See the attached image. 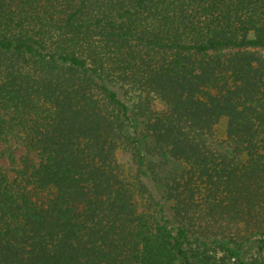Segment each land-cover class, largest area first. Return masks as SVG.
Wrapping results in <instances>:
<instances>
[{"label":"trees","instance_id":"trees-1","mask_svg":"<svg viewBox=\"0 0 264 264\" xmlns=\"http://www.w3.org/2000/svg\"><path fill=\"white\" fill-rule=\"evenodd\" d=\"M0 142V264H264V0H0Z\"/></svg>","mask_w":264,"mask_h":264},{"label":"rangeland","instance_id":"rangeland-1","mask_svg":"<svg viewBox=\"0 0 264 264\" xmlns=\"http://www.w3.org/2000/svg\"><path fill=\"white\" fill-rule=\"evenodd\" d=\"M226 124H227V119L224 118L220 121L216 128V133H215V138L214 142L219 145L220 142L225 144V139H226ZM14 146V145H13ZM0 148H3V143L0 142ZM22 151V149L17 148L16 152ZM119 157L122 161L126 163H132V153L128 149L120 150L119 151ZM3 167L8 171L10 175H14V165L11 164L7 158H3L1 161Z\"/></svg>","mask_w":264,"mask_h":264}]
</instances>
